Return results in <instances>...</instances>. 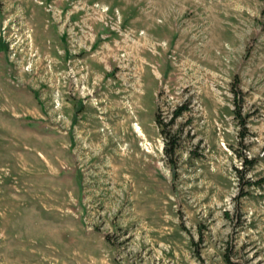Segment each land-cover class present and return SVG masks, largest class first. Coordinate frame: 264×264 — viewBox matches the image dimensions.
I'll return each instance as SVG.
<instances>
[{
	"label": "rangeland",
	"instance_id": "374dc122",
	"mask_svg": "<svg viewBox=\"0 0 264 264\" xmlns=\"http://www.w3.org/2000/svg\"><path fill=\"white\" fill-rule=\"evenodd\" d=\"M0 264H264V0H0Z\"/></svg>",
	"mask_w": 264,
	"mask_h": 264
},
{
	"label": "bare ground",
	"instance_id": "6f19581e",
	"mask_svg": "<svg viewBox=\"0 0 264 264\" xmlns=\"http://www.w3.org/2000/svg\"><path fill=\"white\" fill-rule=\"evenodd\" d=\"M116 107H118V106H116ZM130 121H131V117L125 115V121L124 122L122 121L121 124L122 125H126ZM111 135L112 136L117 135V129L115 127H112V129H111ZM123 155H124V157H126V159H128V153L126 151L123 153ZM114 170H116V169H114ZM113 180L116 181V176L113 177Z\"/></svg>",
	"mask_w": 264,
	"mask_h": 264
},
{
	"label": "trees",
	"instance_id": "16d2710c",
	"mask_svg": "<svg viewBox=\"0 0 264 264\" xmlns=\"http://www.w3.org/2000/svg\"><path fill=\"white\" fill-rule=\"evenodd\" d=\"M177 114H178V111H175V112H174V115L177 116ZM171 149H172V148H171Z\"/></svg>",
	"mask_w": 264,
	"mask_h": 264
}]
</instances>
